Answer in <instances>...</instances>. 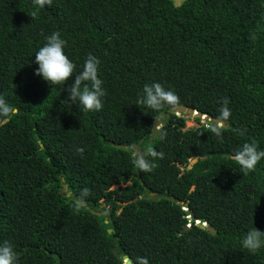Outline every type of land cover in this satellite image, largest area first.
<instances>
[{"label":"trees","instance_id":"trees-1","mask_svg":"<svg viewBox=\"0 0 264 264\" xmlns=\"http://www.w3.org/2000/svg\"><path fill=\"white\" fill-rule=\"evenodd\" d=\"M54 32L76 65L64 85L35 74ZM89 54L101 61L100 111L67 100ZM155 82L208 123L227 97L223 142L205 123L187 127L188 113L138 107ZM0 96L20 109L0 127V243L17 264H264V247L241 244L264 231V159L248 174L231 159L252 140L264 150V0H0ZM133 145L164 157L144 173ZM83 189L77 213L69 193Z\"/></svg>","mask_w":264,"mask_h":264},{"label":"clouds","instance_id":"clouds-1","mask_svg":"<svg viewBox=\"0 0 264 264\" xmlns=\"http://www.w3.org/2000/svg\"><path fill=\"white\" fill-rule=\"evenodd\" d=\"M33 3L39 8H43L46 5L51 6L53 0H33ZM36 15V12L32 13L33 17ZM249 38L255 41L257 36L255 33H251ZM66 44L67 41L61 38L60 33L54 32L46 37V43L35 53L34 62L38 64L35 74L42 76L50 85H64L75 73L76 65L69 59L64 51ZM100 63L101 61L99 58L89 54L85 59L82 71L75 74L74 82L67 89V100L73 104L82 105L84 111H100L104 106L102 98L106 93L102 86L103 81L99 77ZM135 104L138 107L144 106L156 112H159L167 106L175 112L180 105V98L174 91L166 89L159 82H155L144 85L143 95L137 98ZM221 104L219 116L211 123L207 122V118L204 117L206 115L200 117L206 119L204 122L205 126L218 140L223 142V131L225 130L226 122H228L231 117V109L228 107L229 99L227 97L223 98ZM19 112V108L7 102L3 96H0V127L10 123ZM180 113L183 112H178L177 110V114ZM208 120L211 119L208 118ZM154 125L156 126L155 132H159L161 139H163L165 134L161 131L160 122ZM237 131L240 135L246 133V129H237ZM131 147L132 151L135 153L133 164L138 170L144 173L151 172L154 167L152 161L148 159L149 156L152 157L153 160L157 158L163 159L164 157L163 152H158L154 148L141 151L135 145ZM77 151L83 154L84 149L78 148ZM231 159L236 162L244 174H248L249 172L255 171L258 163L264 159V150H259L257 142L252 140L251 142H245L241 148L234 150ZM122 186H125V184ZM89 195L90 191L88 189H83L78 195L69 193V198L72 200L71 207L75 212L78 213L86 206V200ZM195 223L206 228L209 226L208 222L199 219H196ZM189 226L190 223L187 227ZM241 244L242 247L250 253H257L264 247V231L258 228L249 230L243 237ZM17 261L18 256L12 244L8 241L0 243V264H17ZM138 264H149V261L146 257H139Z\"/></svg>","mask_w":264,"mask_h":264},{"label":"water","instance_id":"water-1","mask_svg":"<svg viewBox=\"0 0 264 264\" xmlns=\"http://www.w3.org/2000/svg\"><path fill=\"white\" fill-rule=\"evenodd\" d=\"M182 0H175V5L178 6L181 3ZM178 112H183V113H188L189 115H198V116H204V114L202 112L197 111L196 109L189 107V106H184V105H179L177 108ZM163 117V113L161 114V118ZM205 118H209L207 115L204 116ZM158 119L155 121V124L160 122V127L162 126V120ZM215 120V119H214ZM227 125V124H226ZM123 145L124 144H120ZM41 146L44 147V145L41 143ZM198 162V158H194L193 161L191 162V164H189L188 169H191L193 167V165ZM209 230H211L212 232H215V229L213 227H211L210 225L207 227ZM113 231V229L109 228V233H111ZM115 237H119V233H115L114 234ZM126 259V263L127 264H132V261L129 258H125Z\"/></svg>","mask_w":264,"mask_h":264},{"label":"rangeland","instance_id":"rangeland-1","mask_svg":"<svg viewBox=\"0 0 264 264\" xmlns=\"http://www.w3.org/2000/svg\"><path fill=\"white\" fill-rule=\"evenodd\" d=\"M187 116V127L196 126L205 122L206 119L201 118V122H197L195 115L185 114ZM208 120V119H207ZM156 127V126H155Z\"/></svg>","mask_w":264,"mask_h":264}]
</instances>
